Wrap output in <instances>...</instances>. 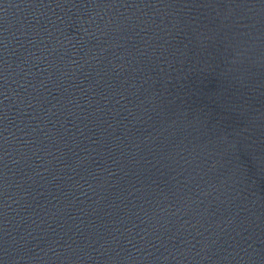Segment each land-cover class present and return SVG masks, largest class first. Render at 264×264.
<instances>
[{
  "label": "water",
  "instance_id": "1",
  "mask_svg": "<svg viewBox=\"0 0 264 264\" xmlns=\"http://www.w3.org/2000/svg\"><path fill=\"white\" fill-rule=\"evenodd\" d=\"M0 264H264V0H0Z\"/></svg>",
  "mask_w": 264,
  "mask_h": 264
}]
</instances>
